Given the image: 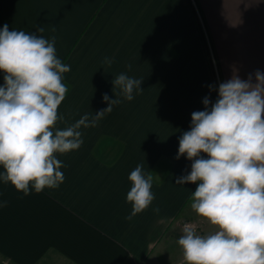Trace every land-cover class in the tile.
<instances>
[{
	"label": "crops",
	"instance_id": "crops-1",
	"mask_svg": "<svg viewBox=\"0 0 264 264\" xmlns=\"http://www.w3.org/2000/svg\"><path fill=\"white\" fill-rule=\"evenodd\" d=\"M5 24L56 37L57 58L70 66L56 128L106 108L104 94L121 103L96 127L80 129L78 150L57 154L65 177L58 188L25 196L0 181V202L7 201L0 207V261H181L183 222H208L190 207L197 184H175L192 164L186 156L176 159L179 139L191 130L192 113L205 110L204 98L209 108L218 99L217 76L220 85L234 74L242 80L251 74L255 82V72L264 73V0H0V29ZM121 73L142 80L132 101L113 88ZM137 165L152 175L155 198L128 220V177Z\"/></svg>",
	"mask_w": 264,
	"mask_h": 264
},
{
	"label": "clouds",
	"instance_id": "clouds-1",
	"mask_svg": "<svg viewBox=\"0 0 264 264\" xmlns=\"http://www.w3.org/2000/svg\"><path fill=\"white\" fill-rule=\"evenodd\" d=\"M41 27L38 32H43ZM51 40L25 31L0 29V181L11 183L25 196L39 194L64 182V167L57 154L78 150L80 129L96 127L119 98L104 94L108 106L91 118L56 128L58 109L69 91L63 74L70 71L56 55ZM106 63L111 61L105 60ZM131 69V65L128 66ZM242 80L238 75L219 85L218 99L205 97L204 111L192 113L191 130L179 139L176 159L192 161L189 174L175 184H197L191 209L216 230L197 234L194 224L183 226L177 243L186 264H264V73ZM142 80L121 73L113 80L127 101L142 92ZM207 155L205 159L201 154ZM127 202L132 211L126 219L145 211L153 202V177L143 165L131 171ZM7 201L0 202V207ZM158 212L159 209H154Z\"/></svg>",
	"mask_w": 264,
	"mask_h": 264
},
{
	"label": "rangeland",
	"instance_id": "rangeland-1",
	"mask_svg": "<svg viewBox=\"0 0 264 264\" xmlns=\"http://www.w3.org/2000/svg\"><path fill=\"white\" fill-rule=\"evenodd\" d=\"M207 58L209 59L208 62L210 61V63L213 65V67L215 69V72H214L215 76L218 75L219 73H218L216 65H215L214 53H213V50L211 49L210 46H208V48H207ZM215 81H216V79H215ZM217 82H218V76H217ZM217 82H215V87H216V92L218 95L219 85ZM183 226H184V222H183ZM183 226L181 228V234L182 235H183V231H182ZM195 226H196L197 234H199V235H208L210 233H213L216 230L215 226H212L209 222L206 224L205 223H203V224L196 223ZM182 253H183V251H182ZM0 264H5V263H3V261H0ZM175 264H186V262L183 259V256H182L181 261H179L178 263H175Z\"/></svg>",
	"mask_w": 264,
	"mask_h": 264
},
{
	"label": "trees",
	"instance_id": "trees-1",
	"mask_svg": "<svg viewBox=\"0 0 264 264\" xmlns=\"http://www.w3.org/2000/svg\"><path fill=\"white\" fill-rule=\"evenodd\" d=\"M124 264H136V263H134V262H132V261H127V262H125Z\"/></svg>",
	"mask_w": 264,
	"mask_h": 264
}]
</instances>
